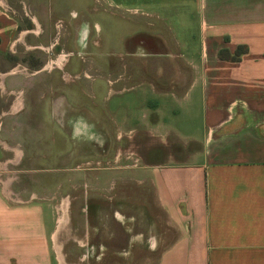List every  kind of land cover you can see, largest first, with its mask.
I'll use <instances>...</instances> for the list:
<instances>
[{
    "label": "crops",
    "instance_id": "0c3cea01",
    "mask_svg": "<svg viewBox=\"0 0 264 264\" xmlns=\"http://www.w3.org/2000/svg\"><path fill=\"white\" fill-rule=\"evenodd\" d=\"M254 4L0 0V57L37 61L30 77L0 71V264H52L57 220L13 178L31 161L103 164L86 179L100 192L85 195L83 257L68 264H264V65L253 59L264 0ZM124 137L165 155L123 165ZM177 143L196 148L173 160Z\"/></svg>",
    "mask_w": 264,
    "mask_h": 264
},
{
    "label": "rangeland",
    "instance_id": "374dc122",
    "mask_svg": "<svg viewBox=\"0 0 264 264\" xmlns=\"http://www.w3.org/2000/svg\"><path fill=\"white\" fill-rule=\"evenodd\" d=\"M254 4V0H252ZM24 5V6H23ZM20 5V13L23 16L29 18L30 21H34V9L31 8V4ZM227 2H225V6ZM23 6V7H22ZM226 8V7H224ZM13 10V9H12ZM14 11V10H13ZM16 13V12H15ZM259 48H262L259 46ZM240 53L245 50L243 47L237 48ZM263 56H258L253 58L256 60V64L264 65V54ZM255 57V56H254ZM247 59L250 60L248 57ZM27 61V62H26ZM36 59L31 57L22 58L21 55H16L14 59H8L6 57H0V71L7 70L13 71L12 74H20L23 76L32 75V73L27 70V66L31 63H36ZM252 62V61H251ZM24 63V64H15ZM29 63V64H28ZM27 65V66H26ZM5 73V72H4ZM2 74H0V79ZM189 97L194 96V91H189ZM198 109V106H195ZM193 128L200 135L201 133V122L199 120H192ZM146 138L132 139L131 137H124L122 140L121 147L122 150L119 154H115L118 161L122 162L123 165H128L130 167H135L137 165L151 162L154 156L165 155L162 152L149 153L145 147L142 145L145 143ZM182 142L185 141L184 137H181ZM140 141V144H139ZM182 143L174 144L172 148V159L177 161H184L185 157H190V151L196 148V144L188 143L187 146H181ZM140 145L139 149L137 146ZM143 146V147H142ZM43 148V147H41ZM187 149L186 152L181 150ZM42 154V153H41ZM113 154L114 153H109ZM117 155V156H116ZM26 164L28 169H16L12 170L13 178H16L17 184L20 182L28 184L29 191H37L38 195L42 196L45 203L46 216L45 221L49 218V215L53 216L55 225L59 227L56 233V238L53 242L49 244V253L52 258V264H56L54 257L58 258L63 264H68L76 261L79 257H83V227H84V200L85 195L92 196L93 193H98L97 189H94L92 185L89 184L87 177L94 172H99L102 167L101 162L94 163H81L75 168L74 172L68 173L67 170H57L52 168V163H40V162H28ZM20 171V172H19ZM21 183V184H22ZM20 184V185H21ZM15 187L16 183H14ZM23 185V184H22ZM101 187V185L99 186ZM41 192V193H40ZM141 192H143L141 190ZM55 208V209H54ZM57 210V213H56ZM47 222V221H46ZM79 242V246H78ZM93 252V250H92ZM60 262V264H61ZM78 264H83L79 262Z\"/></svg>",
    "mask_w": 264,
    "mask_h": 264
},
{
    "label": "trees",
    "instance_id": "16d2710c",
    "mask_svg": "<svg viewBox=\"0 0 264 264\" xmlns=\"http://www.w3.org/2000/svg\"><path fill=\"white\" fill-rule=\"evenodd\" d=\"M240 48V47H239ZM241 53L238 51V49L235 51V54L231 57L232 58V60H237L238 58H239V55H240ZM219 56L221 57V58H225V57H227V54L224 52V51H220L219 52Z\"/></svg>",
    "mask_w": 264,
    "mask_h": 264
},
{
    "label": "bare ground",
    "instance_id": "6f19581e",
    "mask_svg": "<svg viewBox=\"0 0 264 264\" xmlns=\"http://www.w3.org/2000/svg\"><path fill=\"white\" fill-rule=\"evenodd\" d=\"M107 216V215H106ZM61 264H63L62 262H61Z\"/></svg>",
    "mask_w": 264,
    "mask_h": 264
}]
</instances>
